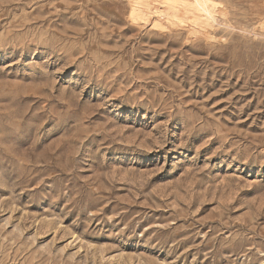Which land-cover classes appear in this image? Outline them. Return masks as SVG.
<instances>
[{"label": "rangeland", "instance_id": "1", "mask_svg": "<svg viewBox=\"0 0 264 264\" xmlns=\"http://www.w3.org/2000/svg\"><path fill=\"white\" fill-rule=\"evenodd\" d=\"M132 1L0 0V264H264V0Z\"/></svg>", "mask_w": 264, "mask_h": 264}, {"label": "bare ground", "instance_id": "2", "mask_svg": "<svg viewBox=\"0 0 264 264\" xmlns=\"http://www.w3.org/2000/svg\"><path fill=\"white\" fill-rule=\"evenodd\" d=\"M133 1L136 4L133 3ZM133 1H132V3L134 6V9H133L132 14H131V18H132V19L130 18L131 20H134V21L141 20L144 18V15H146L148 13L150 16V12L153 10H155L156 13L159 12V10H158L159 8L157 9L155 7H152L151 1H149V0H140V1L139 0H137V1L133 0ZM155 1L156 0H153L154 3H155ZM208 2H209L208 0H161L160 1V3L163 4V6H164L163 7L164 11H166L170 16H173L174 18L175 17L178 18L181 14L179 12L186 11L184 9L187 8V10H189V11H193V10L199 11L200 13H202L201 15H203L206 20L210 19V17L213 18V15H212L213 12L211 11V8H210ZM156 3H158V2H156ZM162 11L163 10H161L160 12H162ZM152 13H154V12H152ZM189 13H188V15H189ZM183 15H185V14H183ZM195 18H196V15H195ZM196 19H198V18H196ZM193 21H194V19H193ZM193 21H191V22L193 23ZM197 22H199V21L197 20ZM192 32H194V30Z\"/></svg>", "mask_w": 264, "mask_h": 264}]
</instances>
